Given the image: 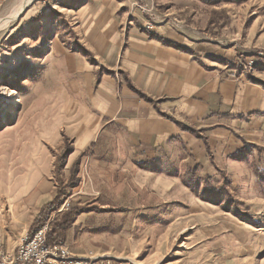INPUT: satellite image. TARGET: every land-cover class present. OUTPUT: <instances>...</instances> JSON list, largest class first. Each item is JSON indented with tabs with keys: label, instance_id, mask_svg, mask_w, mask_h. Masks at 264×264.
<instances>
[{
	"label": "rangeland",
	"instance_id": "obj_1",
	"mask_svg": "<svg viewBox=\"0 0 264 264\" xmlns=\"http://www.w3.org/2000/svg\"><path fill=\"white\" fill-rule=\"evenodd\" d=\"M104 1L34 0L0 32V132L28 111L32 100L27 96L50 71L60 76L50 79L46 90L56 93L55 105L61 103L57 88L69 82L66 67L48 66L55 43L90 65L91 85L89 78L75 76L81 90L90 85L94 92L103 74L116 75L91 47L78 19L79 7ZM16 2L0 0V18ZM110 5L119 10L115 17L125 45L145 35L168 46H201L205 54L220 58L225 72H253L264 60V0H111ZM118 78L130 86L127 73L118 71ZM12 92L15 96L8 95ZM144 100L162 114L160 105L168 99L144 95ZM177 125L180 135L149 146H133L127 127L113 125L110 135L99 137L83 155L71 160L73 152L69 154L60 172L54 166V195L60 189L69 196L42 224H50L49 235L71 203L85 204L98 207L81 213L62 242L74 255L110 257L126 264H264V194L253 168H264V143L259 144L263 149L248 145L250 151H241L244 160H239L234 158L239 151L227 155L213 148L196 124ZM186 132L189 139L182 135ZM56 136V157L74 150V136L66 128ZM4 160L1 155L0 181L5 179ZM191 169L209 178L214 188L227 176L230 190L243 202L237 206L239 213L197 196L182 178ZM39 170L47 174L51 169L45 162Z\"/></svg>",
	"mask_w": 264,
	"mask_h": 264
},
{
	"label": "crops",
	"instance_id": "obj_2",
	"mask_svg": "<svg viewBox=\"0 0 264 264\" xmlns=\"http://www.w3.org/2000/svg\"><path fill=\"white\" fill-rule=\"evenodd\" d=\"M110 4L111 0H105L83 5L78 8V19L91 47L116 75L103 74L92 92L87 61L55 43L49 50L48 66L51 70L66 67L69 82L57 88L61 103L55 105L56 93L46 90L49 80L60 76L50 71L51 76L45 74L46 79L27 96L32 100L28 111L0 132V157L5 158V179L0 181V248L4 250L18 247L41 208L53 200L57 188L54 146L56 134L64 128L74 136L71 160L99 137L110 135L113 125L121 130L127 127L133 146L160 145L180 135L179 121L196 124L212 147L227 155L247 143H264V60L253 72L234 68L225 72L220 58L205 54L201 46H168L145 35L125 45L115 17L119 10ZM118 71L128 74L129 87L119 80ZM77 73L79 80L89 78L84 90L76 83ZM144 95L168 99L160 105L163 113ZM77 100H83L81 106ZM182 135L189 139L187 132ZM45 162L51 169L47 174L39 170Z\"/></svg>",
	"mask_w": 264,
	"mask_h": 264
},
{
	"label": "trees",
	"instance_id": "obj_3",
	"mask_svg": "<svg viewBox=\"0 0 264 264\" xmlns=\"http://www.w3.org/2000/svg\"><path fill=\"white\" fill-rule=\"evenodd\" d=\"M205 140L206 137H205ZM263 149L262 146L259 144H252L247 143V146ZM245 146L244 148L238 150L237 156L235 155L234 158L239 160H244L242 156V152H249L250 148ZM73 152L72 149H67L57 155L55 160V170L56 172H60V168L65 166L67 163V156ZM236 152V153H237ZM84 153H82L83 155ZM79 160L75 161L71 169V180L72 177L76 175L77 168H78ZM254 165V164H253ZM255 173L257 175V185L261 189L262 193L264 194V168L260 166H254ZM196 169H191L188 173H185L182 178L184 183L191 188V190L200 198L205 201H209L216 205H221L226 211L228 212H235L239 213L237 210V206L243 204L241 200H239L235 194L230 190V180L227 176H225L224 182L221 186L214 188L209 186V178H201L196 175ZM72 182V181H71ZM69 195L64 194L62 190L59 189L58 194L55 198L43 206L41 212L34 220L31 228L29 230V235H32L34 231L40 227L48 218V216L56 211L58 207L61 206L63 200L66 199ZM98 206L88 207L85 204H73L71 203L69 208L61 214L60 218L56 220L53 224V230L49 235V240L51 243L63 242L67 231L70 227L75 223L76 218L84 212H89L97 209ZM243 216L245 217V213L242 212Z\"/></svg>",
	"mask_w": 264,
	"mask_h": 264
},
{
	"label": "built area",
	"instance_id": "obj_4",
	"mask_svg": "<svg viewBox=\"0 0 264 264\" xmlns=\"http://www.w3.org/2000/svg\"><path fill=\"white\" fill-rule=\"evenodd\" d=\"M49 232L50 224H44L32 235H25L17 248H0V264H126L110 257L74 255L62 242L51 243Z\"/></svg>",
	"mask_w": 264,
	"mask_h": 264
},
{
	"label": "bare ground",
	"instance_id": "obj_5",
	"mask_svg": "<svg viewBox=\"0 0 264 264\" xmlns=\"http://www.w3.org/2000/svg\"><path fill=\"white\" fill-rule=\"evenodd\" d=\"M33 1L34 0H17L9 14L0 18V32L8 28L11 22L14 21L16 17Z\"/></svg>",
	"mask_w": 264,
	"mask_h": 264
},
{
	"label": "snow or ice",
	"instance_id": "obj_6",
	"mask_svg": "<svg viewBox=\"0 0 264 264\" xmlns=\"http://www.w3.org/2000/svg\"><path fill=\"white\" fill-rule=\"evenodd\" d=\"M8 95L15 96V93H8Z\"/></svg>",
	"mask_w": 264,
	"mask_h": 264
}]
</instances>
